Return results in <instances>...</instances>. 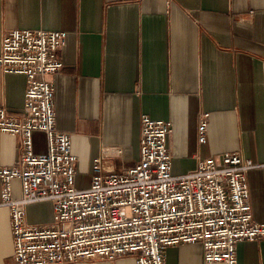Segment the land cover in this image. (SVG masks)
I'll return each mask as SVG.
<instances>
[{"label": "crops", "instance_id": "obj_1", "mask_svg": "<svg viewBox=\"0 0 264 264\" xmlns=\"http://www.w3.org/2000/svg\"><path fill=\"white\" fill-rule=\"evenodd\" d=\"M12 30L65 31L62 70L49 77L59 130L72 135L77 186L100 160L105 174L140 161L141 117L172 124L173 171L237 153L248 177L253 219L264 224V0H0V53ZM27 79L0 68V106L20 116ZM207 114V140L199 126ZM34 150L47 137L34 133ZM21 138L0 132V168L16 165ZM22 195L21 182L12 183ZM0 179V204L2 202ZM32 226L53 223L50 202L26 207ZM238 264H264V239L237 245ZM167 264H207L199 243L169 247ZM0 264H15L9 208L0 205ZM77 264H137L134 256ZM221 264V263H213Z\"/></svg>", "mask_w": 264, "mask_h": 264}, {"label": "built area", "instance_id": "obj_2", "mask_svg": "<svg viewBox=\"0 0 264 264\" xmlns=\"http://www.w3.org/2000/svg\"><path fill=\"white\" fill-rule=\"evenodd\" d=\"M65 31L12 30L4 34L0 68L27 79L20 116L0 106V132L21 138V156L0 168L1 206L11 213L15 264H77L134 256L137 264H167L169 247L201 244L207 264H238L237 245L264 239L253 219L248 173L258 168L237 153L200 160L178 175L169 150L172 124L141 117L140 161L122 173L105 174L100 160L86 189L77 186L72 135L57 127L55 89L49 77L64 67ZM207 114L199 142L207 140ZM47 151L34 150V133ZM20 180L22 195L13 196ZM50 202L53 223L32 226L26 207Z\"/></svg>", "mask_w": 264, "mask_h": 264}]
</instances>
